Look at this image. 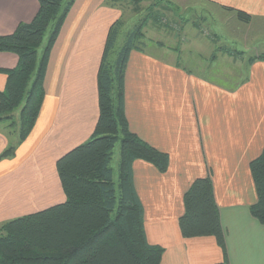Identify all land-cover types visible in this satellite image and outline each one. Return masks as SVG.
I'll use <instances>...</instances> for the list:
<instances>
[{
  "label": "crops",
  "instance_id": "crops-1",
  "mask_svg": "<svg viewBox=\"0 0 264 264\" xmlns=\"http://www.w3.org/2000/svg\"><path fill=\"white\" fill-rule=\"evenodd\" d=\"M208 1L264 18V0ZM38 8L39 0H0V34L32 20ZM121 14L104 0H76L72 6L51 52L36 125L14 156L0 159V225L65 201L56 162L95 129L98 70L109 28ZM231 50L224 49L235 59L237 51ZM195 61L199 69L145 48L133 49L127 63L130 129L170 157L166 172L147 161L133 163L147 239L165 248L161 264H264V224L250 212L257 201L250 162L264 147V47L248 58L245 76L234 82L219 80L214 62L199 71L203 65ZM17 64L15 53L0 51V69ZM6 81L0 70V90ZM18 140V132L0 123V155ZM209 175L224 248L214 236L186 238L179 227L186 191L195 179Z\"/></svg>",
  "mask_w": 264,
  "mask_h": 264
},
{
  "label": "trees",
  "instance_id": "trees-1",
  "mask_svg": "<svg viewBox=\"0 0 264 264\" xmlns=\"http://www.w3.org/2000/svg\"><path fill=\"white\" fill-rule=\"evenodd\" d=\"M75 1L39 0L32 20L20 22L11 33L0 34V51L18 56L15 67L0 69L7 75L5 89L0 90V123L12 119L13 110L22 104L18 143L5 149L0 159L14 156L36 125L46 95L51 52ZM170 2L158 0L157 4ZM227 9L234 10L243 22L252 19L244 10ZM151 15L155 18L158 12ZM123 25L122 19L115 20L107 34L97 77L99 116L95 129L89 139L56 162L65 201L0 225V264H161L165 248L147 239L145 209L133 183V163L147 161L166 172L170 157L130 129L125 71L131 51L142 48L139 43H144L145 23H136L117 49ZM49 29L39 58L38 49ZM118 142L115 181L111 162ZM250 171L257 192L250 212L264 224V147L250 162ZM184 205L179 218L182 235L214 236L224 248L225 234L210 175L193 181L184 195Z\"/></svg>",
  "mask_w": 264,
  "mask_h": 264
},
{
  "label": "rangeland",
  "instance_id": "rangeland-1",
  "mask_svg": "<svg viewBox=\"0 0 264 264\" xmlns=\"http://www.w3.org/2000/svg\"><path fill=\"white\" fill-rule=\"evenodd\" d=\"M157 1L104 0L107 6L118 8L122 12L116 19V21L122 19L124 22L116 45L117 49H120L126 34L134 25L142 21L145 23L143 28L145 35L142 39L144 43H139L142 47L140 50L146 48L166 59L177 56L187 68L199 69L200 66L197 67L198 62L195 61L197 60L203 65L199 71L209 69L214 62L215 67L212 69L216 77L231 82L243 79L248 58L258 56L263 50L264 18L252 16L251 21L243 22L234 10L227 9L228 6L211 3L208 0H170V5L157 4ZM156 12L158 15L154 18L151 14ZM49 34L50 29L46 31L43 43L38 49L39 58L42 56ZM161 47L163 49H159ZM225 48L237 51V57L233 59V56L224 51ZM212 53L215 54V61H212L214 59L210 61ZM219 70H225V73L218 74ZM21 108L22 104L13 110L12 119L3 122L4 124L13 122L14 125L7 127L16 135ZM119 159L120 143L118 142L111 162L115 181H118Z\"/></svg>",
  "mask_w": 264,
  "mask_h": 264
}]
</instances>
